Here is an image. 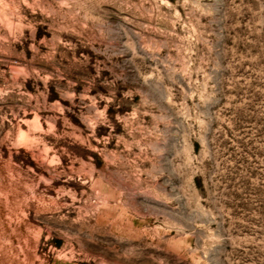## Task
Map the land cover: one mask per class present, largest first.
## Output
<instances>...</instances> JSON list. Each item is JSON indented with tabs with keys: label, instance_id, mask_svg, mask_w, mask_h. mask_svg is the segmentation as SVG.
Instances as JSON below:
<instances>
[{
	"label": "rangeland",
	"instance_id": "374dc122",
	"mask_svg": "<svg viewBox=\"0 0 264 264\" xmlns=\"http://www.w3.org/2000/svg\"><path fill=\"white\" fill-rule=\"evenodd\" d=\"M0 264H264V0H0Z\"/></svg>",
	"mask_w": 264,
	"mask_h": 264
}]
</instances>
